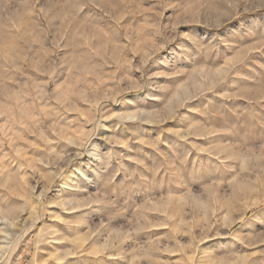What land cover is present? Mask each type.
<instances>
[{
  "label": "rangeland",
  "instance_id": "1",
  "mask_svg": "<svg viewBox=\"0 0 264 264\" xmlns=\"http://www.w3.org/2000/svg\"><path fill=\"white\" fill-rule=\"evenodd\" d=\"M0 264H264V0H0Z\"/></svg>",
  "mask_w": 264,
  "mask_h": 264
},
{
  "label": "bare ground",
  "instance_id": "2",
  "mask_svg": "<svg viewBox=\"0 0 264 264\" xmlns=\"http://www.w3.org/2000/svg\"><path fill=\"white\" fill-rule=\"evenodd\" d=\"M39 218V217H38Z\"/></svg>",
  "mask_w": 264,
  "mask_h": 264
}]
</instances>
